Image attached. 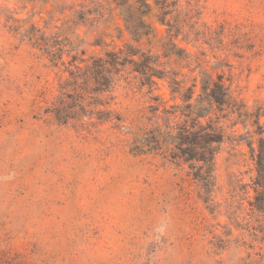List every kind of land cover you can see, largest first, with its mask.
<instances>
[{
	"label": "rangeland",
	"instance_id": "374dc122",
	"mask_svg": "<svg viewBox=\"0 0 264 264\" xmlns=\"http://www.w3.org/2000/svg\"><path fill=\"white\" fill-rule=\"evenodd\" d=\"M81 1L0 0V264H264V212L252 205L259 126L264 136V0H175L167 19L177 34L154 7V34L141 42L118 31V18L75 23ZM32 26L78 44L84 61L71 65L64 52L54 66L26 35ZM126 43L159 56L184 88L204 72L222 74L243 105L244 121L216 114L224 141L210 201L186 163L131 150L146 130L164 128V107L183 103L169 78L148 91L126 64L109 91L84 84L91 56L106 59ZM173 43L181 57L163 55ZM69 70L87 86L73 106Z\"/></svg>",
	"mask_w": 264,
	"mask_h": 264
},
{
	"label": "trees",
	"instance_id": "16d2710c",
	"mask_svg": "<svg viewBox=\"0 0 264 264\" xmlns=\"http://www.w3.org/2000/svg\"><path fill=\"white\" fill-rule=\"evenodd\" d=\"M176 5L175 0H83L79 3L80 9L74 13V22L92 25L100 20L111 22L113 18H118L123 24V28L117 26L118 31H126L133 40L141 42L144 37L148 38L154 34L155 29L147 20L154 7L158 9L159 22L168 25L167 30L173 29L177 34V26L167 19V16L176 10ZM26 35L32 44L49 56L54 66H58L64 52L71 53V59L68 61L71 65L76 60L84 61L78 54V44L63 43L58 34L48 37L32 26ZM99 41L101 40L97 39L96 43ZM67 44L69 47L64 48ZM172 48H165L163 55L169 57L175 53L179 57L182 56L181 48H176L174 43ZM91 58L93 64L88 70L89 76L84 81V84H87L88 79H93L94 85L89 87V92L109 91L113 75L118 74L126 64H131L133 70L138 72L141 86L147 85L148 91L154 89L156 78H169L171 92L180 95L183 103L164 107V128L152 126L135 138L131 150L134 153H163L170 161L186 163L192 178L202 189L204 201H210L215 185L214 157L224 141V134L218 125L219 116L216 114L227 110L223 116L235 113L240 121H244L247 116L243 105L236 100L230 86L225 83L223 75L216 74V77H213L204 72L199 82L194 79L190 86L184 88V80L177 78L179 72L166 70L165 64L159 61V56L130 43H126L124 48L108 52L106 59L94 56ZM69 71L77 86L74 87V94L78 97L73 98V106L78 104V98L82 97L79 89L87 90V86L77 83L76 76L81 74L77 73L78 70ZM196 87L198 93L195 95ZM66 95L73 97L71 94ZM152 98L157 101L159 96ZM150 111L152 115L149 120H152L158 116L159 105H150ZM56 115L62 122L71 117L62 108L56 110ZM171 117L179 121L172 124ZM255 132L259 136L254 154L256 176L253 183L256 194L252 205L256 210L264 212V136L260 126ZM249 143L251 145V141Z\"/></svg>",
	"mask_w": 264,
	"mask_h": 264
}]
</instances>
